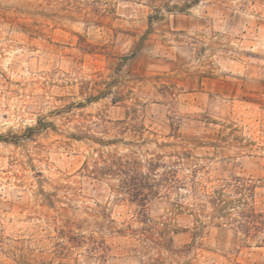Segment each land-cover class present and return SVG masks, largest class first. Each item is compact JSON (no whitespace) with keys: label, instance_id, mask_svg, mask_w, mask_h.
<instances>
[{"label":"rangeland","instance_id":"374dc122","mask_svg":"<svg viewBox=\"0 0 264 264\" xmlns=\"http://www.w3.org/2000/svg\"><path fill=\"white\" fill-rule=\"evenodd\" d=\"M98 153L177 171L146 209L177 231L163 264H264L189 211L264 178V0H0V264H153L138 208L92 175Z\"/></svg>","mask_w":264,"mask_h":264},{"label":"trees","instance_id":"16d2710c","mask_svg":"<svg viewBox=\"0 0 264 264\" xmlns=\"http://www.w3.org/2000/svg\"><path fill=\"white\" fill-rule=\"evenodd\" d=\"M100 146L111 145L114 141L93 140ZM182 156V155H181ZM178 163L180 155L177 156ZM182 158V157H181ZM158 158L149 159L142 163L133 155L125 154H97L91 172L96 177H110L116 180L114 189L117 202H126L136 206L137 223L141 225L139 231L147 243H151L153 249L159 253L157 259L152 260L153 264H163L160 252L165 250L174 252L173 237L171 233H177L176 229L168 230L167 226L158 229L152 224L146 214L147 206L155 199L162 196L170 198L174 188L179 184L177 171H169V166L160 162ZM85 167L87 165L85 164ZM163 169L162 173H158ZM158 173V174H157ZM264 188V178L260 181V186L250 183L247 179L232 177L222 181L215 187L209 188L202 193L201 197L193 202L190 212L197 211L199 218L206 210H209L207 217L213 224L227 226L235 232L237 238H241L242 243L255 242L259 247H264V211L254 207L255 190ZM162 194V196H159ZM182 209L181 206H177ZM178 210V209H177ZM186 210V209H185ZM130 230V225L123 230H119L117 235L124 236ZM133 232V231H132ZM155 236L157 237L156 239ZM141 249H134L136 255L146 249V245ZM97 250L98 248H93ZM101 250V248H99ZM103 251V250H102ZM141 263V262H140Z\"/></svg>","mask_w":264,"mask_h":264}]
</instances>
